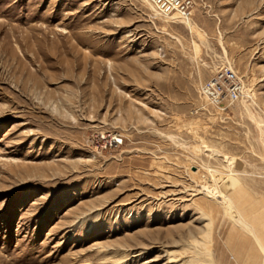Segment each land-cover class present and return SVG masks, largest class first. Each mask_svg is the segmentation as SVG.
Here are the masks:
<instances>
[{
  "label": "rangeland",
  "instance_id": "obj_1",
  "mask_svg": "<svg viewBox=\"0 0 264 264\" xmlns=\"http://www.w3.org/2000/svg\"><path fill=\"white\" fill-rule=\"evenodd\" d=\"M193 2L0 0V264H264V0Z\"/></svg>",
  "mask_w": 264,
  "mask_h": 264
},
{
  "label": "built area",
  "instance_id": "obj_2",
  "mask_svg": "<svg viewBox=\"0 0 264 264\" xmlns=\"http://www.w3.org/2000/svg\"><path fill=\"white\" fill-rule=\"evenodd\" d=\"M152 6L153 12L159 17L175 15L182 22L191 20L193 0H145ZM199 97L215 108L224 107L238 102L243 94V85L237 73L227 64L221 65L214 74L199 87ZM118 134L99 135L96 137L94 149L102 153L121 145Z\"/></svg>",
  "mask_w": 264,
  "mask_h": 264
},
{
  "label": "bare ground",
  "instance_id": "obj_3",
  "mask_svg": "<svg viewBox=\"0 0 264 264\" xmlns=\"http://www.w3.org/2000/svg\"><path fill=\"white\" fill-rule=\"evenodd\" d=\"M177 17V16H175V15H172V16H170V17ZM170 17H166V18H170ZM178 18V17H177ZM184 23V22H183ZM185 23L188 25V26H191V23L192 22H190V20H187V21H185ZM7 53H9V54H7L8 56H9V58H16V54H15V52L14 51H11V52H7ZM243 93H246V94H248V91L247 90H244L243 89ZM205 192H207V191H205ZM196 194H202L203 196H207V193H203V192H198V193H196ZM201 195V196H202ZM208 198V197H207ZM212 199H214L217 203H219V204H221L222 205V207L224 208V210H225V212H226V214L229 216V218H230V220H232L233 221V224H240V225H244L243 223V220L241 219V218H237V216L235 215V216H233V207H231L232 206V203H231V201H230V199L224 194V193H222V192H219V193H217V194H215V195H213L212 196ZM229 213V214H228ZM203 217H205V220H207V224H205V226L207 227V230H209V227H210V224H211V220H210V218H209V216H207V215H205V214H203ZM245 228V227H244ZM246 229V228H245ZM244 229V230H245ZM210 231H212V230H210ZM246 231V230H245ZM206 234H209L210 235V233H206ZM203 236V235H202ZM211 236V235H210ZM210 238V237H209ZM210 240L211 239H209V242H210ZM201 244H203V243H201ZM202 246V245H201ZM211 247V246H210ZM207 248V247H206ZM194 250V249H193ZM197 251V250H196ZM196 251H192V253L193 254H191L192 256H190L189 257V260L188 261H186V262H183V263H181V264H186V263H194V264H196V263H200V264H206L207 262H208V264H215L214 263V261H213V259H212V257H211V253H210V251H209V249H206L205 250V252H203V254H205L204 255V257H202V259L201 260H199V259H197L196 258V256L198 255V253L196 252ZM197 254V255H196ZM203 256V255H202ZM170 258V257H169ZM168 258V260H171V259H169ZM204 258H205V260H204ZM181 261V260H180ZM201 261H202V263H201ZM207 261V262H206ZM180 263V262H179Z\"/></svg>",
  "mask_w": 264,
  "mask_h": 264
}]
</instances>
